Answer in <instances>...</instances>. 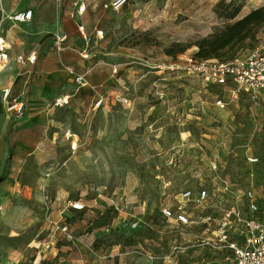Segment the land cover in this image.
Here are the masks:
<instances>
[{
  "label": "rangeland",
  "instance_id": "rangeland-1",
  "mask_svg": "<svg viewBox=\"0 0 264 264\" xmlns=\"http://www.w3.org/2000/svg\"><path fill=\"white\" fill-rule=\"evenodd\" d=\"M104 1L86 0L82 26L88 42L82 40V50L88 62L116 65L118 72L94 69L91 88H82L81 109L67 105L44 112L58 123L49 127L50 137L59 138L37 160L23 158L14 127L18 117L6 105L21 104L28 113L25 101L39 85L34 69L39 42L26 39L23 26L7 19L29 1L0 0V36L9 44L0 68V264H134L141 257L163 264L150 256L161 257L189 234L170 229L159 239L160 202H172L179 191L210 178H232L237 169L230 154L239 160L264 156L262 100L235 94L231 84L217 88L158 68L192 58L199 40L264 7V0H127L118 13L104 11ZM231 14L235 17L227 19ZM241 45L236 56L264 54V23L253 26ZM30 52L34 64L16 63L17 56ZM115 95L128 103H113ZM98 96L102 107L92 111ZM69 130L78 143L68 154L61 145ZM214 161L217 171L211 169ZM18 183L31 185L28 198L14 186ZM260 190L257 186L258 196ZM57 200L65 210L60 221L65 233L50 224V216L58 218L55 212L49 216ZM70 201L85 209H63ZM96 223L105 225L94 228Z\"/></svg>",
  "mask_w": 264,
  "mask_h": 264
},
{
  "label": "built area",
  "instance_id": "built-area-1",
  "mask_svg": "<svg viewBox=\"0 0 264 264\" xmlns=\"http://www.w3.org/2000/svg\"><path fill=\"white\" fill-rule=\"evenodd\" d=\"M75 3L76 11L69 15L72 18L86 10V0H76ZM126 3L127 0H106L102 9L118 13ZM7 19L13 24L29 23L32 20V12H17ZM78 33L86 39L83 27L78 28ZM66 41L65 34L54 35L52 46L56 51H63ZM8 45L6 38L0 36V68L6 65ZM79 55L83 60L89 59L85 50ZM35 61L34 54L26 58H16L18 64H34ZM108 67L112 74H117L116 65ZM158 68L161 71H181L217 88L231 84L235 94L264 102V54L257 51L236 56L229 61L200 60L192 57L182 64H169ZM66 71L73 76L77 89L89 87L84 75H77L71 67H67ZM111 100L115 104L128 103L126 98L118 95L113 96ZM103 101V97L98 96L94 108L98 109ZM68 104V98L63 97L56 99L52 107L59 109ZM216 105L224 107L221 100L216 101ZM6 106L7 110L16 113L18 118L23 115L21 104L13 102L10 105L7 103ZM71 148L74 149L75 146L72 145ZM238 159L236 155L230 154V161L235 162ZM173 161L170 159L169 164ZM242 161L243 169L240 173L236 172L232 178L229 175L210 178L194 188L179 191L172 202H160L159 239L162 240L165 230L170 229H174L179 235L185 232L189 235L186 240L172 242L161 257L150 256L152 260L159 259L165 264H171L172 261L178 264L180 259L184 258H187V264H217L220 261L232 264H264V215L260 210L262 194L258 196L255 191L257 186L261 188L257 180L258 158L250 154ZM217 168V163L212 162L211 169L217 171ZM69 207L77 212L85 209V205L80 201L70 202ZM50 224L59 232H67L64 222L50 220ZM132 227H136V223L132 224ZM194 253L199 256L197 263H194L191 257Z\"/></svg>",
  "mask_w": 264,
  "mask_h": 264
},
{
  "label": "crops",
  "instance_id": "crops-1",
  "mask_svg": "<svg viewBox=\"0 0 264 264\" xmlns=\"http://www.w3.org/2000/svg\"><path fill=\"white\" fill-rule=\"evenodd\" d=\"M28 1V3L26 2L21 6H16L12 11L17 13L30 10L32 12V20L29 23L21 25L23 26L22 29L25 31L26 39L32 41L37 40V42H39L38 55H40V57L35 64L36 67H34L35 77L38 79L39 85L34 91H32L25 101L26 108L29 110L28 113H23L21 117L15 118L14 127L16 134L21 137L19 140L21 146L18 149L21 150L23 158L28 159L33 157L37 160H43L45 157L44 152L47 150V144L50 143L51 145H55L54 141L56 140V137L59 138L56 131L54 132L57 136H53V138L50 137V132H48L49 127H54V125H57L58 123L54 120H50L44 112L46 110H59L53 108L52 104L56 99L63 97L68 98V105H79V109L82 108V88L77 89L73 81V76L66 71V68L71 67L77 75H84L87 82L90 74L93 73L94 69H97L98 66L105 68L110 73L111 71L108 67V63L99 61L91 63L88 62L89 60H83L79 55L82 52V40L84 44L87 45L88 38L86 37V39H83L78 33V28L83 27V14L74 15L73 18L69 17L71 13L74 14L76 11V0H62L61 3H58L55 0ZM87 5L86 2V8ZM59 34L67 35V41L65 44L66 48L63 51H56L52 46L53 36ZM47 35H51V39L47 41L43 47H40L41 39ZM32 53L34 52L28 54ZM13 60V58L9 59L12 66L11 69L15 68ZM29 67L30 66L28 65V68ZM13 79L14 81H17L16 78ZM18 98L19 96L12 100L17 101ZM27 102H29V104ZM94 103L90 107V110L92 111L97 110L94 108ZM74 113H77V111H74ZM77 143V135L69 130L67 131L65 138L62 139V150L68 154L73 153L77 147ZM72 145L75 146L74 149L71 148ZM58 147L60 146L56 147V151H59ZM54 148L55 147H52V150H54ZM14 186H21L24 189V198L30 196L27 191L30 190L28 186L31 185L18 183ZM56 202L59 201L57 200ZM70 202L68 205H65L63 209L69 207ZM55 204L56 203H54L49 209V216L51 212L57 213V220H53L51 216L50 220L59 222L64 219L63 214L65 210H60V202L57 203V205ZM191 257L193 261H195L194 263H197L199 258L198 254L194 253ZM184 260L187 262V258H184L180 259L178 264ZM134 264L152 263H148L144 257H141L136 259ZM171 264H175L174 261H172Z\"/></svg>",
  "mask_w": 264,
  "mask_h": 264
},
{
  "label": "trees",
  "instance_id": "trees-1",
  "mask_svg": "<svg viewBox=\"0 0 264 264\" xmlns=\"http://www.w3.org/2000/svg\"><path fill=\"white\" fill-rule=\"evenodd\" d=\"M234 14L228 15L227 19L232 20ZM264 23V7L252 10L247 15L239 20L226 25L225 27L217 30L212 35L199 40L195 46L197 51L193 58L200 60L215 59L218 61H229L236 57V52L243 49L241 45L247 37L250 29L253 26H258ZM51 39V35L44 36L40 41V47ZM232 53L228 59H223L222 56L227 53ZM11 104V101L8 102ZM258 158V157H257ZM231 164L236 166L237 172L240 173L243 169V161L237 160L230 161ZM258 179L261 185L262 199L260 200V210L264 213L262 206L264 205V156L258 158L257 164ZM77 212V211H75ZM80 211L79 213H81ZM105 224L96 223L94 228L103 227Z\"/></svg>",
  "mask_w": 264,
  "mask_h": 264
},
{
  "label": "bare ground",
  "instance_id": "bare-ground-1",
  "mask_svg": "<svg viewBox=\"0 0 264 264\" xmlns=\"http://www.w3.org/2000/svg\"><path fill=\"white\" fill-rule=\"evenodd\" d=\"M8 58L6 59L5 63L7 62Z\"/></svg>",
  "mask_w": 264,
  "mask_h": 264
}]
</instances>
